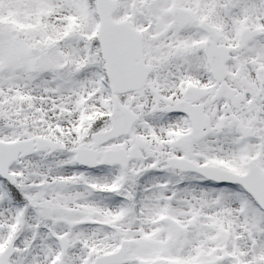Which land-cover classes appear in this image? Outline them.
Returning <instances> with one entry per match:
<instances>
[{
	"label": "snow or ice",
	"instance_id": "1",
	"mask_svg": "<svg viewBox=\"0 0 264 264\" xmlns=\"http://www.w3.org/2000/svg\"><path fill=\"white\" fill-rule=\"evenodd\" d=\"M0 264H264V0H0Z\"/></svg>",
	"mask_w": 264,
	"mask_h": 264
}]
</instances>
